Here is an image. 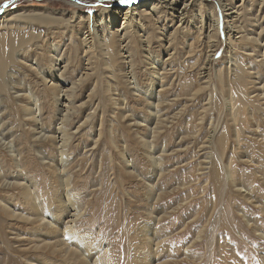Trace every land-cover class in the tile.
Segmentation results:
<instances>
[{
    "label": "rangeland",
    "instance_id": "rangeland-1",
    "mask_svg": "<svg viewBox=\"0 0 264 264\" xmlns=\"http://www.w3.org/2000/svg\"><path fill=\"white\" fill-rule=\"evenodd\" d=\"M4 2L0 0V5ZM224 4L235 12L233 22H228L236 29L233 37L239 38H231V42L223 33L227 24ZM127 7L119 0H80L78 4L72 0H14V6L3 10V46H7L10 34L16 37L25 32L37 38L20 53L12 52L15 61L7 67L4 78L10 96L0 106V167L6 173L1 199L8 197L5 192L12 181L13 146L24 160V175L35 180L37 197L47 204L53 200L55 183L48 164L55 151L48 136L57 116L54 93L45 80L49 82L52 74L49 59H56L54 52H59L68 62L61 75L67 85L77 81L87 64L74 95L68 97L70 91L68 96L62 95L74 107L66 126L73 136L69 157L72 194L85 205L81 238L93 239L89 244L94 249L110 245L112 264H140L139 258L151 252L137 249L139 229L151 225V217L158 215L154 232L163 241L156 249L160 264H264V184L257 178L264 173V144L256 146V138L247 135L255 130L254 121L242 130L224 109L230 88L234 94L242 89L245 99L254 103L264 97V0H190L183 8L179 6L182 10L177 9V13L163 6L149 8L148 15L139 18L140 28L127 34L126 43L118 40L122 32L111 36L113 54L109 45L106 54L96 47L84 55L78 31L84 32L86 16H94L92 25L102 17L112 31H121V12L111 15V11ZM18 10L55 21L24 19L16 15ZM211 14L217 19L216 35L214 29L208 33L200 23L201 17L210 18ZM209 34L215 36L207 40ZM128 50L132 55V68L128 69L138 80L137 92L125 78L130 65H124L123 53ZM158 74L163 87L157 89L160 98L155 114L146 101ZM32 106L39 107L38 117L33 118ZM257 125L264 138L263 120ZM150 127L155 134L152 155L161 159L162 167V174L155 179L142 146L143 140L150 141ZM220 135L224 137L221 149L214 144ZM162 147L164 152H160ZM218 150L230 159L232 180H224L216 158ZM250 155L254 162L244 159ZM124 160L133 167L128 168ZM214 164L220 173L217 181L212 177ZM241 181L252 190V199L237 190ZM12 199L21 206L16 204V194ZM0 227V264H29L28 260L40 258L30 245L18 242L33 236V231L1 213Z\"/></svg>",
    "mask_w": 264,
    "mask_h": 264
},
{
    "label": "bare ground",
    "instance_id": "bare-ground-1",
    "mask_svg": "<svg viewBox=\"0 0 264 264\" xmlns=\"http://www.w3.org/2000/svg\"><path fill=\"white\" fill-rule=\"evenodd\" d=\"M72 1L73 3H77V0H72ZM189 1L190 0H156L154 3H150L147 0H142L140 2L132 4V6L127 5L128 7L126 9L124 8L123 11L119 9H115L113 12L111 11V15L118 14L119 12H121L120 15L123 17L120 18L119 20H121L124 23L123 24L124 27L120 28L121 31H119L118 29L116 32L112 31L110 23H108V20L104 21L103 19H101L102 17L100 18L98 23L95 22V25H92V23L94 24V16L91 17L88 14L85 18L86 27L83 29L84 32L81 33L80 31H78L81 34V38L79 40L82 46L81 49H83L84 55H89L91 52L95 50L96 47L101 48L104 52L105 51L109 52L110 51L109 45H110L113 47L112 49V54H113V50L115 49V47L113 46V42H112L113 39H111V36L112 35L115 36V33H117V35L119 36V32L120 33L122 32V36H120L118 40L126 43L125 40L127 38V34L129 33V31L134 28H140L139 18L141 15L143 16L148 15V13L146 12L147 9L150 8L151 10H153V8L155 7L163 6V8L171 9L173 12L177 13V9L179 11L182 10L179 8V6L183 8L184 6L188 5ZM223 9L222 10L227 20V24L224 27L223 33H225V35L227 36L226 38H228L227 41H229L231 38H235L233 37V33H232L235 28L232 26L229 27L230 23L228 22V20L233 22L234 17H235L234 15L235 12L229 11L231 9L228 8L225 4L223 5ZM16 12L17 11H14V13ZM21 12H22L21 10H18V13L16 15L21 16L24 19L30 18L31 21H39L41 23L52 21V19L47 18L46 15L31 14V13H30L31 15H23ZM5 13H6L5 11L0 12V26H2V22L6 18ZM136 16H138V18ZM54 21L55 20H53L52 22ZM200 23L201 25H205V28L209 30L208 33H211L214 29V32L216 35V32H217L216 28L218 25H217V19L214 17L213 14L210 15V18L209 16L206 19L201 17ZM90 24H91V28H90ZM215 24L217 25L216 27H215ZM112 25L113 26L115 25L114 22L112 23ZM210 25L212 26L210 27ZM18 31L19 29L17 30V32ZM211 34L207 35L206 37L207 40L209 39L211 40L215 36L213 34V37H212ZM35 38H37V35L25 34V32L23 33L20 32L19 34H17L16 37L14 36V34H10L7 39L8 42L6 41L7 46L5 47L3 46L4 38L0 34V106L3 103L2 102L3 99L8 98V95L10 96V93L8 90V84L5 83L4 78L7 77V74H8L7 67L9 66V64H14V61H15V58L12 57V52L15 51L16 53H20V49L26 48L28 42H33ZM236 38H239V37H236ZM122 42H119L117 46H120ZM127 45L128 43L125 44L126 47ZM129 51L130 50L125 51L123 53L126 55L124 58V61H125L124 65H130V66H127V70L124 73H125V78L127 79L126 81L129 82V84L133 85L135 91L137 92L138 80L135 77V73H133L131 69H128L129 67L132 68V64H131L132 55ZM54 55H56V59H52V60L49 59V63H50L49 69H51L52 71L50 80L49 82H46L45 80L47 87L51 86L50 89L54 93L53 101L54 103H56L55 111H56V116H57V124H55V127H53L51 131H49L50 135L48 136V141H50L49 142L50 146L52 147L53 151H55V155H52V158H50L51 164H48V167L52 173V177L54 181L52 178L51 179L55 183V185L53 186L54 189L51 191L53 200L49 204L43 203L40 201V199L37 197V194H36L37 185H35V180L33 178H29L24 175V171H23V165H24L23 161L24 160H22L19 150L11 145L12 146L10 147L12 148L11 149V152H12L11 166L13 168L12 169L13 171L11 170L12 171L11 172L12 181L10 185H8L10 186L9 191H7V193L5 192V195L8 197L5 199H1L0 197V213L2 214L3 217L9 219L10 221L16 220L17 222H20L21 225H24L26 229H29L30 231L34 232L33 236L31 237L26 236L24 239H21L20 241H18L21 244L25 243V244L30 245L33 251H37L38 253H40L39 254L40 258L28 260L29 264H112L113 261L110 256L111 255L110 245L100 244L97 246L96 249H94V247L89 244L93 241V239H91L88 236L81 238L79 228L81 225L80 220L85 211V208H84L85 205L83 206V204L80 202L79 197L72 194L73 193L72 189L74 186V185L71 186L72 180H73V168L70 167V165L72 164V161H69V157L72 155L70 154V145L72 144L73 136L69 133L66 125H67V119L70 117V113L74 112V107L71 104V102L66 103V100L62 98V95L68 96L66 95L68 91H70L68 97L71 98V96L74 95L73 91L75 87H77L76 86V84H78L77 81L79 82L85 77V74L87 72V64H84V67H82V70H81L82 73L80 74L77 81L68 83L67 85V82L61 79V75H63V73L66 72L68 62L62 58V55L59 54V52L58 54L54 52ZM108 58L109 60L111 59L110 56ZM86 61H88V59H86ZM231 63H232V59H229L228 60V66H229L228 70L229 71L231 68ZM60 64L62 65L59 66ZM228 70L227 72H229ZM239 72L245 73V71L241 69H239ZM155 78H156V82L153 83L152 89L151 91H149V96L147 97L148 100L146 101L147 102L146 105H150L149 107H152L154 112H155L154 109L159 104V98H160L159 97L160 93L157 92V89H162L163 87L161 84L162 77L160 75L158 77L155 75ZM239 81L242 82L241 79ZM229 91H228L229 95L226 96V98L224 99L225 100L224 109L228 117H230L229 119L231 120L232 118L231 120L232 123H234L235 126L241 127L242 130L245 126L247 128L250 127V124H251L249 123L250 120L254 121L256 128H254L255 130H252V131L249 130L248 132L249 134L247 133V135H249L250 137L251 136L255 137L257 139V140L255 139L256 146H260L264 144V138L261 137V135L259 134V131L257 130V126H258L257 124L260 123L261 120H263V124H264V104L260 103L264 99V97H259L258 101L256 102L258 105H256V103L247 101L245 99L246 97L245 92L242 89L237 90L235 94L234 92L231 93V88L229 89ZM260 93H261V90H260ZM32 108L34 111V112L32 111L33 118H34V115L37 116L39 114V109H38L39 107L36 109L34 106H32ZM217 108L220 109V107H217ZM155 114L157 113L155 112ZM151 115L154 118L155 115L153 114ZM155 119L156 118H154V120ZM35 125H37V123ZM154 126L157 127L156 125ZM37 128L38 127H36V129ZM148 132L150 133V134L147 133L148 136L150 137V141L147 139L146 141L143 140L142 146L145 149L144 153L146 154V158L151 167V171H150L151 175L153 176V179H155V177H159L162 174L161 159L153 156L154 154L152 155L154 151V145L152 141L155 138L154 127L152 129L150 127ZM242 132L244 133V131ZM235 136L238 137L237 131L235 132ZM208 137H209L210 142H212L211 141L212 137H210V135ZM216 140L217 141L214 144L215 145L217 144V146L220 147L221 149V146L223 147L224 137L220 135ZM253 145H252V149L257 150L255 149L256 146L253 147ZM164 150H165V147L163 148V150H160V152H164ZM262 150L264 151V149ZM218 152L219 153L216 152L217 153L216 158L218 159L220 163L225 179L223 178V176L222 178L226 181L232 180V177H233L232 170L230 169V164H229L230 159L225 158L223 153H221L219 150ZM252 157L253 156L251 155L247 157L245 156L244 159H246V161L251 160L252 162H254L252 160ZM258 157L260 158L261 154H258ZM223 158H225L226 160L224 161ZM122 159H125L124 155H122ZM129 163H130L129 161L126 162V160H124V164H126L128 168H132L133 167L132 162L131 164ZM255 163L258 165L260 162L255 160ZM128 168L126 169L129 170ZM5 174L6 173L2 171L0 167V187L1 188L2 187L4 188L3 182L6 179ZM219 174L220 173L218 172L217 165L214 164L212 168V177L215 179V181H217ZM258 177L260 178L261 182L264 184V173H260V175L257 176V178ZM234 186L236 187V185ZM240 186L241 188L237 190H240L244 194V196L247 197V199H252V190L245 188V185H243L242 181L240 183ZM240 191L238 192L240 193ZM13 193L14 195L16 194L17 198L19 197V200L16 204H19L21 206L15 205L12 199ZM154 196L155 195H153L152 197L153 200H155L156 198V197L154 198ZM257 204H258V201H257ZM44 207L46 208V211ZM152 214H153V211H152ZM157 216L151 217V220H152L151 225H149L148 227L144 225V228L139 229L140 237L138 239L139 242L137 245V249L150 250L151 252V255L150 254L143 255L142 257L139 258L140 264H160L156 259V256H157L156 249L162 246L161 243L163 241H162V236L154 232L155 226H156L155 223H157L159 220ZM254 230L255 229H253V231ZM257 230L258 229H256L255 231ZM198 238L199 237H197V239Z\"/></svg>",
    "mask_w": 264,
    "mask_h": 264
},
{
    "label": "snow or ice",
    "instance_id": "snow-or-ice-1",
    "mask_svg": "<svg viewBox=\"0 0 264 264\" xmlns=\"http://www.w3.org/2000/svg\"><path fill=\"white\" fill-rule=\"evenodd\" d=\"M80 0H77V3H79ZM137 0H119V3L122 5H132L136 3ZM10 6H14V0H5V3L3 5H0V12H2L4 9L9 8Z\"/></svg>",
    "mask_w": 264,
    "mask_h": 264
}]
</instances>
